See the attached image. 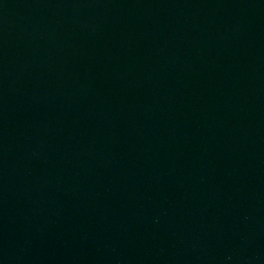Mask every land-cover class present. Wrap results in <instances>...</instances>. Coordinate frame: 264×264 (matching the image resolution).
<instances>
[{"label": "water", "instance_id": "water-1", "mask_svg": "<svg viewBox=\"0 0 264 264\" xmlns=\"http://www.w3.org/2000/svg\"><path fill=\"white\" fill-rule=\"evenodd\" d=\"M0 264H264V0H0Z\"/></svg>", "mask_w": 264, "mask_h": 264}]
</instances>
